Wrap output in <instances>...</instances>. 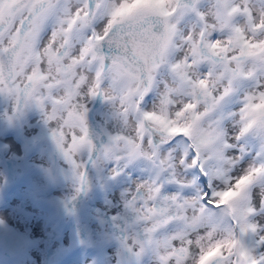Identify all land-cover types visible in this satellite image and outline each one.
<instances>
[{
	"label": "snow or ice",
	"instance_id": "6c2138e0",
	"mask_svg": "<svg viewBox=\"0 0 264 264\" xmlns=\"http://www.w3.org/2000/svg\"><path fill=\"white\" fill-rule=\"evenodd\" d=\"M0 100L124 193L138 264H264V0H0ZM118 133L96 144L87 104ZM75 197H73L74 199Z\"/></svg>",
	"mask_w": 264,
	"mask_h": 264
},
{
	"label": "rangeland",
	"instance_id": "374dc122",
	"mask_svg": "<svg viewBox=\"0 0 264 264\" xmlns=\"http://www.w3.org/2000/svg\"><path fill=\"white\" fill-rule=\"evenodd\" d=\"M87 108V121L89 132L94 140V143H107L109 136H113L118 133L119 129L117 126V122L113 119L101 125L98 122L97 118L101 113L111 110L110 107L97 100L95 102L88 103ZM7 110L8 105L2 100H0V198H2V200L4 201L9 198L13 202L20 203L26 201L27 205H33L34 202L32 200L37 197L38 194L52 200H58L62 203H70L75 200V198L73 199L75 194H80L82 196H80V199L83 203L86 204L83 205L84 208L81 209L79 212L81 216L79 217V219H77L76 216H74V212L69 211L68 213L71 214L69 216H72V219L76 225H74L73 228L77 227L78 231L80 227L83 231H85V229H83L82 227L83 223H85L84 219L87 216L91 217L89 221L85 224H87V228L91 229L92 227V231L91 233L86 232L85 235L83 234L84 236L81 234L84 239L80 235L78 236L77 234V238L79 240L74 239V243L70 248L71 250L69 249L68 252L65 250L66 257L59 256V258L55 256L56 258L54 257V259L51 261V264H59L58 262L63 263L65 261L70 260L73 256L72 254H74L75 252H78L77 257L79 260L77 261H79V264H103L99 262L95 263L99 260L98 258H96L95 260V255H97V253L99 255H103L102 252H104V245L99 243L98 241V239H100V234L95 232V230H99V232L106 230L109 231L111 238H114L115 235V241L119 245H121L120 241H122L125 237V232L120 234V232L118 231L117 234V231L115 230L117 235L112 234L114 228L117 226V224L113 223L117 212L108 209V207L111 205L112 196L114 197L115 190L117 189L124 188L130 191L129 188H131L132 190L133 181L140 180L146 177L138 168L130 167L129 169H126L121 176L116 177L115 180L110 179L111 168L115 165L105 163L103 165L93 167V165L88 162L87 157L82 156L79 157L78 162L82 160L86 165L87 184L82 191L77 193V182L73 176L72 168L57 150L55 144L51 139V128L50 126H47L43 123V118L41 114L35 109H25L23 113L20 114L17 118L12 121H9L5 119L4 116ZM36 158H40L44 162L42 164L37 165L35 161ZM64 164L68 165L65 166ZM116 180H119L121 183L114 184L113 182ZM27 182H32L35 187L31 188L30 191L27 190V194H25L21 191V189L24 190V188L27 187ZM63 186H71L74 192L70 195L67 194L62 195L60 197H56L55 193L57 192V190L62 189ZM5 192H7V198H5L3 195ZM94 194L95 196H93ZM52 206L54 205H51L47 201L45 202L43 200H41L37 205L38 209H41L40 212L42 211V209L43 211L48 212L49 216L47 220L49 222H54L55 224H58L60 220L64 219L63 216L56 214V212L54 211V207L52 209ZM0 207H2L1 204ZM20 214L24 218L27 217V213H25V211H22ZM36 218L39 220L41 216H36ZM130 223L131 221L129 219L128 224ZM77 224H79V227L77 226ZM94 224H96L95 226L97 227L93 226ZM128 224L124 226V229L127 230ZM107 225L110 226L108 227ZM61 230V228L58 229L57 234H60ZM54 238L56 239V235L54 236ZM92 239L95 240V244ZM32 240L34 239H31V237L27 235L21 234L18 237L15 234L11 224L5 222L4 219H2V214L0 213L1 264H48L46 263L48 262L47 254L43 257L41 261L35 262L34 249L36 245L34 246V248H32V250L30 249L31 246L33 247ZM60 242H58L55 246L58 247L60 245ZM88 242L92 245H89ZM84 243L86 244L84 245ZM95 245H97V247ZM80 246H82V248ZM86 246L89 247H87L86 249ZM93 246L96 248V250H98L94 251ZM16 250H18V252H16ZM12 252L14 254H12ZM70 252H72V254H69ZM84 252L86 256L84 255ZM88 255L89 258H91L92 255L93 256L91 259H89ZM127 256V259H122V261L124 262L128 260L126 261V263H118V261H114L113 264H131V261H133V263L135 264H138L137 260H132L135 258L132 254L129 253ZM73 257L76 258L75 255ZM21 260L23 263H21Z\"/></svg>",
	"mask_w": 264,
	"mask_h": 264
},
{
	"label": "bare ground",
	"instance_id": "6f19581e",
	"mask_svg": "<svg viewBox=\"0 0 264 264\" xmlns=\"http://www.w3.org/2000/svg\"><path fill=\"white\" fill-rule=\"evenodd\" d=\"M98 122L103 125L105 123H107L109 120H113L112 117V113L111 110H108L107 112H103L98 116ZM41 160V161H40ZM79 160V157L77 158V162ZM37 165L38 164H42L44 161L40 158H36L35 159ZM65 166H67L68 164H64ZM115 180V179H114ZM113 181V180H112ZM114 184H118L121 183L119 180L114 181ZM26 186V185H25ZM18 187V186H17ZM35 185L32 182H27V187L24 188V190L21 189V191L25 194H27V190H31V188H34ZM20 189V188H19ZM131 191V188H129ZM118 190V191H117ZM115 190V195L114 197L112 196V201H111V205L108 207L109 210H113L116 211L117 214L114 218V222L115 224H117V226L114 228L112 234H116L115 230L120 232V234L125 232V237L129 235L128 230L124 229V226H126L128 224V220H129V214L126 213L125 208H124V193L126 191H128L127 189H117ZM16 191V190H15ZM74 190H72L71 186H63L62 189L57 190V192L55 193L56 197H60L62 195H70L71 193H73ZM114 193V192H113ZM7 192H5L3 195L5 198H7L6 196ZM80 194H75V200L70 202V203H62L58 200H52L49 198H46L40 194L37 195V197H35L32 201L34 202L33 205L26 203V201H24L23 203L20 202H13L11 201L9 198L6 199L5 201L2 200V198H0V204L2 207H0V213L2 214V219H4L5 222H8L11 224L15 234L19 237L21 234L22 235H27L29 237H31V239L33 238L34 240H32V245L31 246V250L32 248H34V246L36 245L35 249H34V259L35 262L41 261L43 259V257L47 254L48 255V262L46 263H50L51 261L54 259L55 256L59 257V256H65V250L68 252V250L71 248L72 244L74 243V239H78L77 238V234L78 236L80 235L82 237V235L86 232L91 233V229L87 228V224H85L86 222L89 221V219L91 217L87 216L84 221L85 223H83V229H85V231H83L81 229V227L79 228H73V226L75 225L72 216L70 213H68L69 211L74 212V216H76L77 219H79L80 215V210L84 208L83 205H86L85 203L82 202V200L80 199ZM95 196V194L93 195ZM82 197V196H81ZM43 200V201H47L49 204H53L54 206H52V209L54 207V211L56 212V214H59L60 216H63L64 220H60V222L58 224H55L54 222L51 223L49 222L48 219V212L46 211H42L40 212L41 209H38L37 205L38 203ZM83 206V207H82ZM91 207V205H90ZM50 208V207H49ZM90 210V209H88ZM25 211V213H27V217L24 218L21 216V212ZM78 211V212H77ZM54 212V214H55ZM88 212V211H86ZM90 213V212H89ZM83 214V213H81ZM36 216H41V218L38 220L36 218ZM51 216V215H50ZM56 221V220H55ZM83 221V220H82ZM112 223V224H113ZM4 224V223H3ZM79 224H77L78 226ZM96 224H94L93 226H95ZM76 226V225H75ZM108 226V225H107ZM110 226V225H109ZM108 226V227H109ZM6 227V225H5ZM79 227V226H78ZM97 227V226H95ZM262 227H264V225H262ZM62 229L60 234H57L58 229ZM87 228V229H86ZM102 228V227H101ZM105 228V227H104ZM7 229V228H6ZM94 230V229H93ZM112 231V230H111ZM95 232H97L98 234H100V239H98L99 243L104 245V252H102L103 255H99L97 253V255H95V260L96 258H98L99 260L95 263H105V264H113L114 261H118V263H126L122 261V259L124 258H128V252L124 251L123 248L121 247V245H119L116 241H115V235L114 238H111L110 236V232L109 231H100L99 230H95ZM94 233V232H93ZM82 234V235H81ZM111 234V235H112ZM116 234V235H117ZM37 238H36V236ZM56 235V239L54 238V236ZM83 235V236H84ZM90 235V234H89ZM92 235V234H91ZM95 235V234H94ZM93 235V236H94ZM97 235V234H96ZM58 237V238H57ZM90 237V236H89ZM98 237V236H97ZM117 237V236H116ZM124 237V238H125ZM24 238V237H23ZM28 238V237H27ZM54 238V239H53ZM83 238V237H82ZM123 238V236H122ZM123 238V239H124ZM84 239V238H83ZM119 239V238H118ZM121 239V238H120ZM18 240V239H17ZM16 240V241H17ZM28 240V239H27ZM61 240V242H60ZM79 240V239H78ZM89 240V239H88ZM93 242L95 241L94 239H92ZM117 240V239H116ZM15 241V240H14ZM77 241V240H76ZM18 242V241H17ZM16 242V243H17ZM58 242H60V245L57 247L55 246ZM92 242V241H90ZM121 242V241H120ZM119 242V243H120ZM79 243V242H78ZM80 243H81V239H80ZM117 243V244H116ZM86 243H84L85 245ZM89 244V242H88ZM95 244V242H94ZM121 244V243H120ZM78 245V244H77ZM83 245V244H82ZM89 245H92L91 243ZM15 246V244H14ZM97 247V245H95ZM77 247V246H74ZM82 248V246H80ZM89 246H86V249ZM100 247V245H99ZM94 251L96 250V248L93 246ZM103 248V246H102ZM12 250V249H11ZM15 250V249H14ZM71 250V249H70ZM90 250V249H89ZM88 250V251H89ZM98 250V249H97ZM96 250V251H97ZM100 250V248H99ZM79 251V250H78ZM91 251V250H90ZM16 252H18V250H16ZM21 252V251H20ZM31 252V251H30ZM92 252V251H91ZM99 252V251H98ZM15 253V251H14ZM12 252V254H14ZM22 253V252H21ZM32 253V252H31ZM90 253V252H89ZM94 253V252H93ZM20 254V253H19ZM69 254H72V252H70ZM78 252H75L74 254H72L73 256L75 255V257H71L70 260L65 261L63 263L58 262L59 264H79V260L78 259ZM95 254V253H94ZM93 254V255H94ZM1 255V254H0ZM21 255V254H20ZM85 255V252H84ZM91 255V254H90ZM92 255V256H93ZM18 256V255H15ZM28 256V255H26ZM81 256V255H80ZM79 256V257H80ZM86 256V255H85ZM91 256V258H92ZM25 257V256H24ZM66 257V256H65ZM70 257V255H69ZM4 258V257H3ZM27 258V257H26ZM56 258V257H55ZM60 258V257H59ZM89 258V255H88ZM89 258V259H91ZM131 258V257H130ZM25 259V258H24ZM62 259V258H61ZM86 259V258H85ZM132 259V258H131ZM5 260V259H4ZM19 260V259H18ZM64 260V259H63ZM132 260H136L135 258ZM29 261V259H28ZM50 261V262H49ZM131 261V260H129ZM18 262V261H17ZM16 262V263H17ZM33 262V260H32ZM31 262V263H32ZM83 262V261H82ZM94 262V260H93ZM133 263V261H131ZM21 263L22 260H21ZM88 263V262H86ZM117 263V262H116ZM131 263V264H132ZM138 263V262H137ZM1 264V263H0ZM19 264V263H18ZM35 264V263H34ZM135 264V263H133Z\"/></svg>",
	"mask_w": 264,
	"mask_h": 264
}]
</instances>
